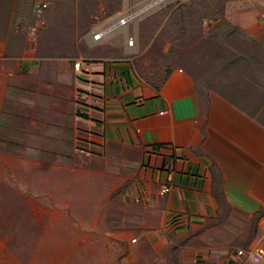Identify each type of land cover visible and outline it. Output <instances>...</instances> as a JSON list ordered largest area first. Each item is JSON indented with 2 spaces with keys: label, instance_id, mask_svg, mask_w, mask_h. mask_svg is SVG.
<instances>
[{
  "label": "crops",
  "instance_id": "1",
  "mask_svg": "<svg viewBox=\"0 0 264 264\" xmlns=\"http://www.w3.org/2000/svg\"><path fill=\"white\" fill-rule=\"evenodd\" d=\"M158 7L130 26L113 29L128 9L99 21V40L90 30L43 61L6 37L0 131L26 138L30 166L60 168L63 192L108 200L104 214L141 254L178 246L183 263L190 256V264H252L237 252L264 250V109L249 106L264 103L254 92L264 93V70L250 67L256 82L242 75L234 90L207 96L170 57L169 42L158 45V31L144 34ZM122 27L125 36L115 33ZM247 36L264 40V33ZM9 45L15 53L21 47V58H3Z\"/></svg>",
  "mask_w": 264,
  "mask_h": 264
},
{
  "label": "rangeland",
  "instance_id": "2",
  "mask_svg": "<svg viewBox=\"0 0 264 264\" xmlns=\"http://www.w3.org/2000/svg\"><path fill=\"white\" fill-rule=\"evenodd\" d=\"M138 1L0 0V51L10 37L36 51L42 61L52 58L49 52L76 43L90 30L97 32L99 21L120 15ZM170 1L158 5L162 10L150 15L143 32L153 37L158 31L157 43L169 42L170 57L191 71L207 96L212 91L222 94L225 87L234 90L240 82L234 79L242 75L257 81L248 75L253 66L257 73L264 70V40L247 33H264L258 22L264 0ZM10 46L3 58H18L21 47H15V53ZM254 92L264 96L258 88ZM249 106L264 109V103ZM11 131H0V264H190V256L186 263L179 257L178 246L157 247L151 256L133 249L138 242H126L120 236L122 225L104 214L108 200H88L90 193L80 198L75 191L72 198L63 192L62 186L68 185L57 182L63 180L62 170L27 164L22 152L28 147L26 138Z\"/></svg>",
  "mask_w": 264,
  "mask_h": 264
},
{
  "label": "built area",
  "instance_id": "3",
  "mask_svg": "<svg viewBox=\"0 0 264 264\" xmlns=\"http://www.w3.org/2000/svg\"><path fill=\"white\" fill-rule=\"evenodd\" d=\"M166 1H168V0H148L147 4L142 9H138V10L135 9L134 7H131L119 19V21L113 27V29L115 27H119V26H130V25H132L137 20V18H139L140 15H142V13H144L147 9H150L154 6L160 5L161 3H164ZM259 23L261 25H264V12L261 13L259 16ZM207 24H208V22H207ZM93 35H94L95 40H99L103 36V33L94 32ZM128 44H129V46L134 45V39H133L132 35L128 39ZM74 69L77 73H82V63L80 61L75 62ZM169 192H170V187H168V186L163 187V189L161 190L162 194H166ZM133 242H136V240L134 239ZM237 256L242 257V258H246L254 264H261L264 261V250L258 249L255 252H248L245 250H240L237 252Z\"/></svg>",
  "mask_w": 264,
  "mask_h": 264
}]
</instances>
